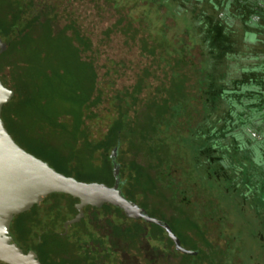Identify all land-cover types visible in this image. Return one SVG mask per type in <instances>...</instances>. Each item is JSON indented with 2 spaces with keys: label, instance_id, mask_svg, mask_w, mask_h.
<instances>
[{
  "label": "trees",
  "instance_id": "trees-1",
  "mask_svg": "<svg viewBox=\"0 0 264 264\" xmlns=\"http://www.w3.org/2000/svg\"><path fill=\"white\" fill-rule=\"evenodd\" d=\"M39 1L0 0V33L12 26L20 30L0 53V80L13 91L1 111L7 131L25 150L79 180L111 185L114 149L123 194L168 223L188 247L182 245L195 251H164L151 264H226L229 242L226 234L224 243L218 242L222 214L214 191H221L224 181L240 185L242 176L248 186L243 198L257 186L264 190V80L256 83V96L249 99L242 85L230 89L207 78L203 64L194 67L190 79L182 58L175 78L136 71L129 85L110 81L114 117L100 138L91 137L95 108L105 101L97 82V59L92 53L84 55L91 40L78 28L76 17L54 28L56 0ZM113 69L125 71L120 65ZM42 88L58 109L45 108L39 99ZM58 135L66 154L48 152L39 139L57 141ZM95 158L100 161L95 163ZM104 207L113 210L114 236L129 249L139 250L144 237L172 244L159 225L128 218L111 204ZM11 254L9 247L1 257ZM117 258L115 251V263Z\"/></svg>",
  "mask_w": 264,
  "mask_h": 264
},
{
  "label": "flooded vegetation",
  "instance_id": "flooded-vegetation-1",
  "mask_svg": "<svg viewBox=\"0 0 264 264\" xmlns=\"http://www.w3.org/2000/svg\"><path fill=\"white\" fill-rule=\"evenodd\" d=\"M61 1L62 12L58 14V10H55L56 18L62 13L66 22L73 17L78 19L80 23L78 28L91 40L87 51L92 53L90 56L94 59L99 53L107 58V52L114 50L121 57L118 56L119 59L113 66L120 65L125 69L135 67L142 73L145 71L156 75L158 79H166L173 74V68L176 67L174 56L171 57L170 53V56L168 53H166L168 56H164L166 59L172 58H169L170 63L166 59L155 62L161 56L160 47L149 38L145 22L135 25L128 7L126 10H120L115 7V1L112 0ZM171 2L172 12L176 15L187 11L191 16L196 9V18L193 22L200 27L197 42L186 41L187 47L180 52L189 78L193 80L194 67L203 64L207 78L212 77L219 85H229L230 89L235 85H242L243 89L249 91L246 93L247 97L253 99L256 96L254 91L256 83L264 80V0H171ZM112 37L119 38V45L112 43ZM131 53H137L138 59L135 61L130 59ZM153 59L155 64L152 67ZM115 75L126 76L127 70L116 71ZM262 125L264 131V124ZM104 205L91 207L78 221L68 224L64 233L42 234L37 231L34 239H31L33 229L24 226L23 231L26 234L24 239L18 228L0 229L1 263L7 261L9 264H29L34 254L37 255L39 264L155 262L157 255L142 254L140 243L143 238L137 250L129 249L127 244L114 236L111 223L114 213ZM33 214L34 212H30L29 215ZM52 240H56V243ZM171 242L172 244L168 246L169 251H177L172 240ZM9 247L12 254L1 257L4 249ZM115 251L118 257L116 263L113 261ZM124 253L136 259L124 261L122 257ZM95 255H98L99 259Z\"/></svg>",
  "mask_w": 264,
  "mask_h": 264
},
{
  "label": "rangeland",
  "instance_id": "rangeland-1",
  "mask_svg": "<svg viewBox=\"0 0 264 264\" xmlns=\"http://www.w3.org/2000/svg\"><path fill=\"white\" fill-rule=\"evenodd\" d=\"M112 1H115V7H118L120 10H126V7L129 8V15L135 25L143 22L146 23V29L148 30L149 38L152 42H156L161 50L160 58L156 59V61L155 59L151 61L152 67L154 66L155 62L165 60L166 58L164 56L167 55L166 53H168V55L170 53L171 57L174 56L173 61L175 65H178V61L181 60L180 52H182L184 47H187L186 41L191 40V43L193 41L197 42L200 27H197L193 22L196 18V9L191 13V17L187 11L178 15L174 14V12H172L173 4L171 0ZM39 2L44 3L46 0H40ZM61 2V0H56L55 4L53 5L54 9L56 11L58 10V14L62 12ZM41 6L43 5H39L38 7L41 8ZM65 24L66 21L64 20V17L61 13L54 22V28H60ZM112 41L113 44L119 45V38L112 37ZM90 54L91 53L89 51L85 50L84 55ZM107 55L108 57L106 58L99 53L96 57L97 60H95L98 73L97 82L105 93V101L100 103L95 108L96 115L90 121V136L96 138L101 137L102 133L106 130L108 123L115 114L113 100H111L112 98L109 96L112 94L109 89V85L111 84L109 81H114L115 85L118 87L129 85L133 82L135 72L138 71V68L135 67L133 69L126 68V76L120 75L121 77H116L115 71L113 69L115 66L113 65L119 59L118 56H120V54L114 50H110L107 52ZM136 56L137 53H131L130 59L135 61L136 58L138 59ZM169 58L166 60L170 63V59L172 58ZM176 69L177 67H175V69L173 68L172 72V76H174V78L179 74L177 73ZM143 74H145V71ZM48 94L49 93L47 90L42 88V91L39 93V99L44 102L46 109H58L60 105L55 102L53 97L49 96ZM28 112H32V109L29 108ZM23 115L26 116L27 114ZM26 118H28V116ZM60 138H62V136L58 135V142L56 140H51L50 142L46 141L44 137L39 139L43 140V142L47 145L46 150L48 152L53 150L56 153L61 151L63 154H66V148H64L62 144H59V140H61ZM73 160L75 162L78 161L77 158H73ZM99 161L100 160L98 158H95L94 160L95 163ZM85 165L86 164H84V166ZM100 165L102 164L100 163ZM86 169L90 170V168ZM100 174L105 175V173L102 172H99V175ZM242 181L244 182L243 176L240 185L238 184V186H233L232 184H229L228 181H224V188H219L221 191L218 189V191H214V197L216 198L218 205L221 204L219 205V209L222 214V227L220 228L221 235L218 237V242L221 244L224 243L225 240L223 235L226 234L225 236L229 242V248H227V255L225 257V260L228 261L226 264H264V190L261 188V186H257L253 192H246L247 198H243V196H241L243 195L242 192H244L245 188L247 189L248 186H244ZM208 187H210L209 182ZM225 188H228L229 190H223ZM174 227L175 231L177 232L179 229L176 225ZM148 228H150V225ZM182 244L188 247L186 242H182ZM140 246L144 256H152L154 254L159 257L164 254V251L166 253L169 251L168 245L166 246L167 249H165L162 242L153 240L151 237H144L143 241L140 243ZM157 248L159 249L157 250ZM122 257L126 262H128L129 259L135 258L125 253ZM182 258L184 260L187 259L186 257Z\"/></svg>",
  "mask_w": 264,
  "mask_h": 264
},
{
  "label": "water",
  "instance_id": "water-1",
  "mask_svg": "<svg viewBox=\"0 0 264 264\" xmlns=\"http://www.w3.org/2000/svg\"><path fill=\"white\" fill-rule=\"evenodd\" d=\"M19 32L18 26H12L0 33V53L9 47ZM12 96L13 91L0 80V229L18 228L24 239V226L33 229L31 239L37 231L64 233L68 224L78 221L91 207L111 204L129 218L163 227L176 250L195 253L181 245L168 223L148 214L123 194L114 149L111 151L114 181L109 185L66 175L16 143L1 118L2 107ZM30 212L34 214L29 215ZM34 250L37 252L36 246ZM32 258L29 264H39L36 254Z\"/></svg>",
  "mask_w": 264,
  "mask_h": 264
}]
</instances>
